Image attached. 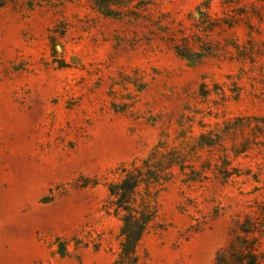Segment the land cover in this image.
Returning <instances> with one entry per match:
<instances>
[{"label":"rangeland","instance_id":"rangeland-1","mask_svg":"<svg viewBox=\"0 0 264 264\" xmlns=\"http://www.w3.org/2000/svg\"><path fill=\"white\" fill-rule=\"evenodd\" d=\"M27 1L0 10V264H112L109 184L169 158L140 264H264V0Z\"/></svg>","mask_w":264,"mask_h":264},{"label":"trees","instance_id":"trees-1","mask_svg":"<svg viewBox=\"0 0 264 264\" xmlns=\"http://www.w3.org/2000/svg\"><path fill=\"white\" fill-rule=\"evenodd\" d=\"M11 0H0V10L4 8ZM45 0H28L27 3L30 8L35 5H42ZM98 6L104 7L115 3L117 0H93ZM175 50L179 56L186 59L190 64H199L203 61L206 53L201 51H194L191 47L176 45ZM248 122L242 123L241 126H250L252 120H255V126L253 130L260 132L263 135L261 144L264 147V116L247 117ZM242 118L235 119L237 122ZM235 121H229L226 123L227 129H237L239 126ZM238 126V127H237ZM224 129V128H223ZM218 130V131H222ZM222 136L219 132L209 130L202 133L199 138L198 147L200 149L208 148L210 152H213L214 147H220L222 145ZM223 149H226L225 147ZM242 151H237L239 154ZM155 151L152 152V155ZM172 156V153H170ZM170 156V157H171ZM221 158V157H220ZM143 166H136L131 168H125L123 170V177L115 182L109 184V201L107 210H113L114 214L122 221V225L119 232L120 246L117 258L112 264H140V255L138 252V246L144 235L155 226L157 210L152 203V192L150 186L152 184H161V180H165L161 175L162 169H169L179 164L178 161L171 160L170 158L160 166H154L152 168L150 159H146L143 162ZM229 160L227 155L222 158V163L217 164L214 169L216 177H221L223 180H228L236 173L235 169L229 168ZM204 168H210L205 166ZM183 169V167H182ZM164 170V171H165ZM207 176L189 177L191 181H202ZM257 180V179H256ZM145 187L146 196L140 193V187ZM244 232H249L247 229H242ZM62 255H64V246L61 245ZM243 253L242 261L245 264H258L257 255L255 253V245H249L246 247Z\"/></svg>","mask_w":264,"mask_h":264}]
</instances>
